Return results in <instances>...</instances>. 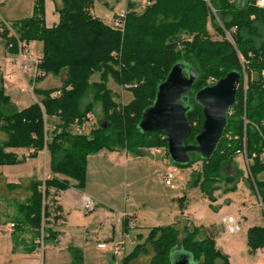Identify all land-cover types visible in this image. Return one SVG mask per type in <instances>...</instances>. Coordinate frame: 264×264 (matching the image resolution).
I'll list each match as a JSON object with an SVG mask.
<instances>
[{"label":"trees","instance_id":"1","mask_svg":"<svg viewBox=\"0 0 264 264\" xmlns=\"http://www.w3.org/2000/svg\"><path fill=\"white\" fill-rule=\"evenodd\" d=\"M150 3L137 11L135 3L128 0V10L122 31L94 15L93 0H60L56 7L58 20L51 25L44 21L45 0H34L32 14L16 19L11 26L22 41L41 44L38 69L42 72L35 83L47 75L64 72L58 87H33L39 98L24 108L17 109L0 85V165L23 163L25 156H18L14 149L29 150V157L46 149L50 175L42 180H31L29 195L20 202V216L13 221L16 229L28 226L40 234L42 225L44 240H54L58 232L54 222L59 220L60 208L50 189L65 190L70 185L83 189L86 183L87 156L102 149L125 150L133 156L142 155L144 149L164 148L166 137L162 132H142L138 121L142 111L152 104L157 86L163 81L170 67L180 62L184 69L197 72L193 86L183 103L188 106L186 118L190 131L186 143H194L195 135L203 122L202 107L195 102L194 94L200 88L213 83L227 72L242 73L245 69L251 77L247 83L246 116L247 155L251 157L248 181L252 179L264 207V160L259 155L264 148V37L259 35V24L264 22V8L255 0H209L216 11L219 24L209 15L204 0H148ZM213 22L216 31L222 27L234 28L231 40L213 39L207 23ZM222 26V27H221ZM5 45L7 40L3 36ZM16 51V45L11 52ZM95 80H91L94 78ZM131 92V98L121 104L112 97L107 86L108 77ZM59 91L58 95H52ZM90 100L81 107V101ZM241 77L235 104L227 111V123L223 135L208 160L191 152L190 161L176 164L185 167L200 161V168L192 172V185L209 199L216 183L233 182L231 176L223 177L224 165L235 156L241 133ZM100 103L104 121L88 135L80 129ZM53 120L51 129L45 122ZM169 157V156H168ZM238 176H240V171ZM73 181V183L71 182ZM236 182V181H235ZM235 184V183H234ZM235 187L229 188L234 189ZM183 196L180 197V201ZM46 200V202H45ZM124 218L123 227L127 231ZM44 225H47L44 228ZM149 245L153 255L148 264H171L170 253L178 248L191 255L195 264H231L228 256L215 245L214 239L203 226L188 224L179 218L175 223L151 227L141 243L124 257L127 263ZM249 251L264 247V224L253 225L246 231ZM71 260L67 264H82L81 251L70 248Z\"/></svg>","mask_w":264,"mask_h":264},{"label":"rangeland","instance_id":"2","mask_svg":"<svg viewBox=\"0 0 264 264\" xmlns=\"http://www.w3.org/2000/svg\"><path fill=\"white\" fill-rule=\"evenodd\" d=\"M130 1L135 3V9L139 11L142 9L141 5L146 0ZM33 2L34 0H0V20L4 19L11 23L16 19L30 16L32 14ZM127 2L128 0H93L92 11L104 22L110 23L116 14L126 9ZM60 6V0H45L44 21L46 25H51L58 20V14L55 9ZM207 30L213 39H220L217 38L219 36L218 34L216 35V28L213 22L207 23ZM258 32L260 36L264 37V22L259 24ZM2 36L0 35V51L3 48L7 56L5 41ZM40 48V43L35 42L31 45V50L34 53L40 54ZM0 66V85L2 84L3 86L8 82L6 74L11 70L15 72V67L6 61H2ZM63 78L64 72H60L58 75H47L37 84H33L30 80L28 87L24 92H21L19 90L20 87L24 88L25 86L20 81H17L16 76H14V87L12 89L14 91L10 92L6 88H4V91L10 97L11 103L17 109H21L25 105L38 100L39 97L33 93V87H58L61 85ZM26 79L29 80L28 77ZM95 79L96 76L91 78L92 81ZM107 86L111 90L115 101L124 104L131 98V92L117 84L110 76L107 79ZM17 92L20 93L18 96L16 95ZM14 96L18 97H15L17 100L14 99ZM89 100L90 97L83 99L81 107H84ZM91 111L89 112L91 113L90 119L88 118L80 129L72 127V131L81 130L82 133L88 135L94 127L104 121L100 103H95ZM53 123V120L45 122L48 132ZM4 136L5 134L0 131V139ZM42 151L45 152H41L43 155L46 154L45 156L37 154L35 157H29V151L27 150L15 151L18 156H25V162L21 165H18V163L12 166L0 165V175L10 176L11 172L27 173L28 168H31V172L34 175L40 176L43 172L49 170L48 152L46 149ZM118 151L113 161L101 156L98 158L97 156H90L88 164L90 183L86 191L88 194L100 197L104 200L103 202H107L110 205V208H105V211L111 212L109 218L112 223L119 224L121 212L124 211L129 213L134 225L132 224L131 227H128L127 234L117 231L112 235L110 230L101 229L98 232L100 233L99 235H90L93 239L89 240L86 250L83 252V264H111L113 262L122 264L125 255L130 253L129 250L132 245L135 246L137 241L142 242L148 230L153 226H165L175 223L179 218H182L184 220L187 219L190 225L198 222L214 221L212 225L215 228H219L220 225L217 224V218H219L220 214L225 213V209L238 214L244 207H249V209L244 214H239L241 215L242 231L240 234L238 232L237 236L225 235L228 238L226 242H236L237 250L241 252L237 264H264V260H261L259 254L260 248L255 251H248L245 248L247 245L243 225L245 226L250 223H254V225L263 224L264 210L258 205L257 195L253 190L251 182L247 179L249 177L248 169L241 156L235 155L234 158L224 165L221 171L223 177L231 176L234 178V181L227 184L223 183V181H218L216 183L217 187L212 194L213 198L209 199L200 191L198 186L192 185V172L200 168V161L185 167L177 166L165 155L164 148L144 149L145 153L137 156L129 153L125 155L124 150ZM168 171L175 173L172 182L179 186L178 189H173L163 182V175ZM239 171L240 176H238ZM44 178H46V175ZM31 180L21 184L24 189L22 193L15 195L17 197L10 196L11 194H8L5 188L0 186V244L6 252L9 251L10 241L12 247H14L13 249L16 248V239L24 227L30 230V232L26 233L28 236H33L34 238L36 233V231L30 229L28 226H20V229H16L15 225H12L13 221L20 216L17 205L26 198L28 185ZM232 187L235 188L229 189ZM181 196H183V199L180 201ZM103 208L100 205L95 207V209L101 210ZM207 213H211V216L206 217ZM133 214L136 215L132 216ZM46 227L47 225H44V228ZM122 229L120 228L119 230ZM219 231L221 232L220 235L223 236L225 234L222 233L221 228H219ZM112 237L113 240L111 239ZM97 238L109 248L103 250L95 246ZM120 239L124 242L121 250H112L113 243H116L113 241ZM180 254L181 250L179 251L178 248L171 251V264ZM40 256H42L43 264H45L44 256L40 253L37 254L38 259L41 258ZM22 261L23 259L17 258L15 254H11V252L3 254L0 250V264Z\"/></svg>","mask_w":264,"mask_h":264},{"label":"crops","instance_id":"3","mask_svg":"<svg viewBox=\"0 0 264 264\" xmlns=\"http://www.w3.org/2000/svg\"><path fill=\"white\" fill-rule=\"evenodd\" d=\"M34 3V2H33ZM29 6V4H28ZM33 8V7H32ZM95 15V14H94ZM97 16V15H96ZM9 23V22H8ZM36 41H32V43H35ZM39 43V42H37ZM30 45V46H31ZM4 49L0 51V63L2 61H6L5 58V53ZM37 53V52H36ZM35 53V54H36ZM1 67V66H0ZM8 74H12L13 76L18 75V71L15 68V72L9 71ZM27 78V76L25 75ZM17 81H20L17 79ZM51 87V86H50ZM43 88V87H42ZM20 90V89H19ZM14 91V90H10ZM9 94V93H8ZM20 93L17 92V96ZM14 96V99L17 100ZM18 98V97H17ZM27 106V105H25ZM27 149H15V151H26ZM29 151V150H27ZM40 151L38 154H42ZM117 151H108V150H100L95 154H91L87 156V166H86V183L83 189L76 188L73 185H70L69 188L65 190H57L55 191L54 189H50V192L53 194L54 199L56 200L57 205L60 208V219L55 221L53 224L54 230L58 232L57 237L52 240V241H47L45 244V249H44V258H45V264H64V263H69L71 260L70 256V248L71 247H76L81 251L82 254V264H83V252L86 250V245L88 244L89 240L93 239L90 237V235H99V231L101 229H106V231L110 230L111 234L114 235L117 231H120V233L127 234V231H125L123 227V221L124 217H128L130 221L133 222L132 218L130 217L129 213L127 212H121V220L119 224L112 223L111 219L109 218L111 212L110 211H105V208H110V205L107 204V202H103L104 200L101 199L100 197L96 195H91L87 193V188L90 183V177L88 174V164L90 161V156H97L98 157H105L106 159L109 158L110 161L114 160L116 157ZM125 155L126 151L124 150ZM45 153V152H43ZM43 155V154H42ZM46 155V154H45ZM43 155V156H45ZM152 156V155H151ZM47 160L49 161L48 153H47ZM25 162V161H24ZM23 163H20L18 165H21ZM12 166V165H11ZM28 172H21V173H16V172H11L9 175L10 176H4L0 175V186L2 188H5V191L8 192V194H11L10 196L17 197L15 196L16 194H20L23 192L24 187H22L21 184H23L25 181L31 180V179H38L42 180L44 179V176L50 175V171L48 170L47 172H43L40 176L34 175L31 172V168H28ZM168 170V169H167ZM73 183V181H71ZM21 190V191H20ZM27 190V189H26ZM27 196L29 195V190H27ZM252 194H254L252 192ZM83 195H88L91 197L94 201V208L91 211H86L82 207V197ZM255 195V194H254ZM26 196V197H27ZM26 199V198H25ZM24 199V200H25ZM20 203V202H19ZM103 206L104 208L101 209H95L97 206ZM249 207H244L242 210L238 212V214L242 213L244 214L245 211H247ZM225 213H222L219 215V218H217V224L220 225L219 228H221L222 233H225L223 236L220 235L221 232L219 231V228L212 225L214 221H208V222H198L194 223V225L198 226H203L205 228V232L211 236L214 241L215 245L218 249L222 250L224 254L228 256V259L231 264H237L238 259H239V254L241 253L240 251L237 250L236 242L230 243L226 242L228 238L225 237V235H230L225 232L224 225L220 220V217L225 215V214H234L233 212H230L229 209L224 210ZM136 215V214H135ZM134 214L132 216H135ZM211 213H207L206 217H210ZM218 217V216H216ZM264 218V215H263ZM187 220V219H186ZM188 221V220H187ZM122 223V225H121ZM193 223V222H192ZM173 224V223H172ZM264 224V223H263ZM263 224H255V225H263ZM134 225V222H133ZM193 225V224H192ZM254 223L246 224L245 226L243 225V229L245 232V242H246V231L249 227L253 226ZM120 228H123L122 230H119ZM124 231V232H123ZM242 231V229H241ZM240 231V232H241ZM30 232L29 229L23 228L18 235V238L16 239L17 242L15 244V249L12 247V243L10 241V246H9V251L11 254H15L17 258L23 259L22 262H11V263H6V264H32L38 260L37 255L34 252V247H35V235L34 238L33 236H28L26 233ZM239 232V234H240ZM233 236H237L238 233L232 234ZM113 240V237L111 238ZM99 239H96V243H99ZM113 242H122L121 247H123V240H114ZM136 243H141L140 241H137ZM247 245V244H246ZM134 246L132 245L131 249L129 250L130 252ZM247 250L249 251L248 247ZM0 250L2 253H7L4 249V247L0 244ZM261 256V260H264V252L262 251V248H260L259 252ZM127 255V254H126ZM125 255V256H126ZM153 255V251L151 250L150 246L147 244L145 246V250L139 252L134 258H132L130 261L127 263H122V264H148L149 261L151 260V257ZM121 264L119 262H113L111 264Z\"/></svg>","mask_w":264,"mask_h":264},{"label":"water","instance_id":"4","mask_svg":"<svg viewBox=\"0 0 264 264\" xmlns=\"http://www.w3.org/2000/svg\"><path fill=\"white\" fill-rule=\"evenodd\" d=\"M196 77L194 69H184L182 63H174L158 84L152 104L142 111L138 121L142 132L158 131L165 135L167 153L174 164L188 163L191 152L205 160L210 158L223 135L227 111L235 104L241 75L235 70L229 71L195 92L194 100L202 107L203 122L194 143L185 144L190 127L186 118L188 106L182 101L186 100ZM172 264H194V261L181 250Z\"/></svg>","mask_w":264,"mask_h":264},{"label":"built area","instance_id":"5","mask_svg":"<svg viewBox=\"0 0 264 264\" xmlns=\"http://www.w3.org/2000/svg\"><path fill=\"white\" fill-rule=\"evenodd\" d=\"M206 2V5L208 7V12L209 15L214 17L215 20L219 23L217 16H216V11L215 9L211 6L209 0H204ZM231 1V0H230ZM150 2L146 0L143 5H141L142 8L147 6ZM254 4L259 7V8H264V0H255ZM128 10L123 9L121 10L118 14H116L109 25L117 30L122 31L124 28L125 24V19L127 15ZM210 24V19L208 21ZM220 24V23H219ZM221 25V24H220ZM222 27V26H221ZM234 32V28L227 30L222 27V34L216 31V35L218 34L219 37L217 38H222L225 37L228 40H231L232 33ZM4 33H6L7 40L10 38H13L14 42L9 41L5 46H6V60L8 63L16 68L18 71V75L16 76L17 79L20 80V82L25 86L20 87V91L24 92L25 89L28 87V82L31 80L33 84H35V80L39 75H42V72L38 69V63H39V58L38 56L31 50V42H26L22 41L18 38V35L15 33L14 29L11 26V23H8L4 19L0 20V35L2 36ZM16 45V51L11 52V48ZM241 63H242V73H241V106H242V113H241V122H242V128H241V133L238 136H234L235 138L239 139V147L235 150V155H239L243 158L244 163L246 165V168L248 169L249 173V164L252 162V155L249 157L247 155L246 147H247V127L249 125V120L247 119L246 116V93H247V83L249 77H251V74H248L245 65L244 60L242 57H240ZM25 75L29 78V80L26 79ZM7 78V83L3 85V88H6L8 91L12 90L14 87V76L12 74H8L6 76ZM261 79L264 83V68L261 70ZM240 83V82H239ZM33 90V88H32ZM59 91H56L53 95H58ZM91 117V113L86 114V118L88 119ZM90 119V118H89ZM260 159L264 160V148L260 152L259 155ZM250 176V175H249ZM47 177V175H46ZM175 177V173L172 171H168L163 175V182L170 186L173 189H178L179 186L174 184L172 180ZM251 177V176H250ZM252 178V177H251ZM252 183L254 185L255 193L258 198V205L264 210L262 201L260 199V196L258 194V191L255 187L254 181L252 179ZM82 207L86 211H91L94 208V201L91 197L88 195H83L82 197ZM125 218V217H124ZM221 222L224 225L225 232L227 234H236L241 231L242 225H241V215L239 214H225L220 217ZM132 221L127 222V226L131 227L132 226ZM13 225V224H12ZM35 249L34 252L35 254H41L44 255V249H45V240H44V233H43V228L41 225L40 228V234L35 236ZM122 242L118 243H113L112 245V250L114 251H120L121 250V245ZM96 246L100 249L106 250L109 247L104 242H99L96 244ZM262 251L264 252V247L262 248ZM36 262L32 264H43V259L42 256H40Z\"/></svg>","mask_w":264,"mask_h":264}]
</instances>
